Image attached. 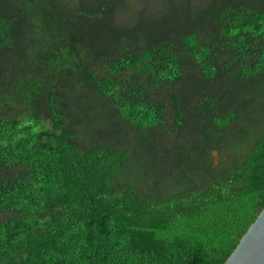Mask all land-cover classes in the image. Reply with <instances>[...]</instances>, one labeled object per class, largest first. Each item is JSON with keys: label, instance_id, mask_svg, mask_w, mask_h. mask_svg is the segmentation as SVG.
<instances>
[{"label": "trees", "instance_id": "16d2710c", "mask_svg": "<svg viewBox=\"0 0 264 264\" xmlns=\"http://www.w3.org/2000/svg\"><path fill=\"white\" fill-rule=\"evenodd\" d=\"M186 1L0 0V264H224L264 209V0Z\"/></svg>", "mask_w": 264, "mask_h": 264}, {"label": "clouds", "instance_id": "9594fccd", "mask_svg": "<svg viewBox=\"0 0 264 264\" xmlns=\"http://www.w3.org/2000/svg\"><path fill=\"white\" fill-rule=\"evenodd\" d=\"M80 2L81 0H61L62 6L71 11H76ZM115 3L111 15L112 25L123 30L136 28L141 18L148 21L164 19L171 12L172 5L180 4L182 0H115Z\"/></svg>", "mask_w": 264, "mask_h": 264}, {"label": "water", "instance_id": "95a60500", "mask_svg": "<svg viewBox=\"0 0 264 264\" xmlns=\"http://www.w3.org/2000/svg\"><path fill=\"white\" fill-rule=\"evenodd\" d=\"M224 264H264V209Z\"/></svg>", "mask_w": 264, "mask_h": 264}, {"label": "rangeland", "instance_id": "374dc122", "mask_svg": "<svg viewBox=\"0 0 264 264\" xmlns=\"http://www.w3.org/2000/svg\"><path fill=\"white\" fill-rule=\"evenodd\" d=\"M99 1H100V2H105V1H107V0H99ZM190 2H191L192 4H196V5H198L199 2H200V0H190ZM186 3H187L186 0H182V3H180V4H173V5H172L171 12L169 13V15H168L167 17H165L164 19H161V20H159V21L157 22V24L153 27L154 29L150 31V35L156 33V30H155V29H159L160 27H164V29H166L167 27H170V26L168 25V21H170V19H171L172 17L176 16L174 11H178V10H180V9H183V8H184V4H186ZM103 6H106V5H101V7H103ZM103 10H104V9H103ZM174 18H175V17H174ZM174 18H173V19H174ZM140 20H141V19H140ZM140 20H139V21H140ZM149 22H150V21H149ZM142 35L144 36V34H142ZM213 156L218 157L217 153H214Z\"/></svg>", "mask_w": 264, "mask_h": 264}]
</instances>
